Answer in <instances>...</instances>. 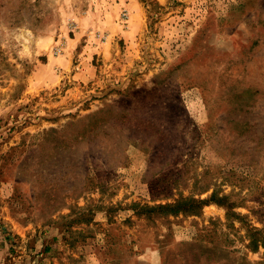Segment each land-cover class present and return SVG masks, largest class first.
I'll return each mask as SVG.
<instances>
[{"label":"rangeland","instance_id":"1","mask_svg":"<svg viewBox=\"0 0 264 264\" xmlns=\"http://www.w3.org/2000/svg\"><path fill=\"white\" fill-rule=\"evenodd\" d=\"M0 264H264V0H0Z\"/></svg>","mask_w":264,"mask_h":264},{"label":"built area","instance_id":"2","mask_svg":"<svg viewBox=\"0 0 264 264\" xmlns=\"http://www.w3.org/2000/svg\"><path fill=\"white\" fill-rule=\"evenodd\" d=\"M123 15H124L125 18H128V13L127 12H124ZM57 50L59 51L60 48H58Z\"/></svg>","mask_w":264,"mask_h":264}]
</instances>
